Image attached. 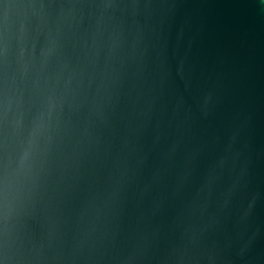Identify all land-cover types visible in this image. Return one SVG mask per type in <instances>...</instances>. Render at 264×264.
I'll list each match as a JSON object with an SVG mask.
<instances>
[{
    "label": "water",
    "instance_id": "water-1",
    "mask_svg": "<svg viewBox=\"0 0 264 264\" xmlns=\"http://www.w3.org/2000/svg\"><path fill=\"white\" fill-rule=\"evenodd\" d=\"M125 2L80 198L115 190L117 239L144 237V264H264V0Z\"/></svg>",
    "mask_w": 264,
    "mask_h": 264
},
{
    "label": "clouds",
    "instance_id": "clouds-1",
    "mask_svg": "<svg viewBox=\"0 0 264 264\" xmlns=\"http://www.w3.org/2000/svg\"><path fill=\"white\" fill-rule=\"evenodd\" d=\"M136 8L0 0V264H144V237L117 239L115 190L80 198L84 156H106L93 129L115 106L117 42Z\"/></svg>",
    "mask_w": 264,
    "mask_h": 264
}]
</instances>
